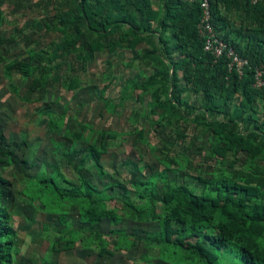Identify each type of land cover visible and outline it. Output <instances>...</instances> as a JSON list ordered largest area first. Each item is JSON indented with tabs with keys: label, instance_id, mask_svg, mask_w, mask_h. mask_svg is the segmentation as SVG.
<instances>
[{
	"label": "trees",
	"instance_id": "16d2710c",
	"mask_svg": "<svg viewBox=\"0 0 264 264\" xmlns=\"http://www.w3.org/2000/svg\"><path fill=\"white\" fill-rule=\"evenodd\" d=\"M210 4L219 37L248 60L242 75L205 51L197 1L0 0V65L20 100L34 104V95L47 97L54 85L83 90L76 71L86 72L101 54L130 51L125 66L141 72L126 81L121 104L144 106L124 132L71 123L69 106L39 109L76 179L36 159L26 135L8 136L0 115V264H20L17 193L52 220L43 229L54 254L81 245L82 253L114 257L144 245L147 255L158 249L167 256L161 264H264V85H256L258 72L264 82V0ZM6 5L35 15L6 32ZM17 75L27 84L24 95ZM101 99L117 113L111 99ZM141 119L160 144L149 142ZM117 141L147 147L121 162L124 172L103 163Z\"/></svg>",
	"mask_w": 264,
	"mask_h": 264
},
{
	"label": "rangeland",
	"instance_id": "374dc122",
	"mask_svg": "<svg viewBox=\"0 0 264 264\" xmlns=\"http://www.w3.org/2000/svg\"><path fill=\"white\" fill-rule=\"evenodd\" d=\"M33 2L38 3L40 0H33ZM5 12L10 22V25L6 24L4 26V31L6 32H11L14 25L22 28L26 21L35 15L32 10L14 13L13 7L8 5L5 6ZM14 47L11 48L13 49L11 51L12 56L18 55L20 50V48ZM3 51L6 53L5 49ZM132 56L133 54L130 51H126L119 56L101 54L95 62L90 64L86 72L76 71V74L80 75L85 89L68 92L61 89L59 85H54L50 88L49 93L46 94L48 95L47 97L40 94L34 95V98L38 99V102L34 104L23 102L19 96L10 92L8 88L9 82L4 77L3 66L0 65V115L8 126V136L26 135L30 141V147H33L36 159L56 162L64 170L67 177L76 179V174L64 166L61 158L56 153L52 145V136L48 132L46 118L42 117L41 119L39 117V109L47 104H51L54 109L58 110L69 106V114L72 117L71 123L84 121L92 124L96 130L114 129L120 132L132 130L131 119L135 111L138 108H144L142 106L143 103L135 102L132 99H126L124 104H121V96L126 81L141 72L139 65L133 68L125 66ZM144 79L145 77H143ZM16 80L21 84V95H24L27 84L18 75ZM103 94L105 98L111 99L119 107L116 114L105 111L101 99ZM141 123L143 124L142 126H145L149 142L153 145L160 144V136L155 131H150V126L145 120L141 119ZM146 148V146L141 144L136 145L133 141H126L124 144L121 141H117L115 146L110 149L109 155L104 158L103 163L109 171L118 168V170L124 172L121 162L130 156L131 153L136 158L137 149L145 150ZM26 154L29 156V149L26 150ZM146 160L152 162V156L147 155ZM16 186L19 191L23 189L19 184H16ZM15 206L13 220L16 227L20 230V264H161L162 259L166 260L167 258V256L163 257L158 249H154L147 255L144 245L134 249L131 253L116 252L114 257L99 258L96 249H94V252L82 253L81 245H78L76 249L70 252L54 254L51 252V241L46 238V232L43 229L44 224H50L52 220L46 214L35 211L32 207L26 205L23 197L18 193ZM123 228L130 232L132 224L127 222L123 225ZM103 230L108 232L106 227ZM106 238L110 241L114 240L111 236H106ZM113 247L114 245L111 248ZM144 256L147 257L146 260ZM184 264L191 263L185 262Z\"/></svg>",
	"mask_w": 264,
	"mask_h": 264
},
{
	"label": "built area",
	"instance_id": "2783aa9c",
	"mask_svg": "<svg viewBox=\"0 0 264 264\" xmlns=\"http://www.w3.org/2000/svg\"><path fill=\"white\" fill-rule=\"evenodd\" d=\"M200 2L202 8V20L199 34L204 39V49L213 55L215 59L226 57L229 60L230 69H236L242 75L243 69L248 65V60L242 58L238 52L224 40H222L216 32L213 24V16L210 0H191ZM256 5L263 0H246ZM262 73L258 72L256 76V85L263 86Z\"/></svg>",
	"mask_w": 264,
	"mask_h": 264
}]
</instances>
